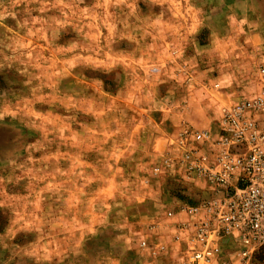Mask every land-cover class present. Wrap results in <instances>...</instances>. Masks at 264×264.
Listing matches in <instances>:
<instances>
[{
  "label": "rangeland",
  "instance_id": "1",
  "mask_svg": "<svg viewBox=\"0 0 264 264\" xmlns=\"http://www.w3.org/2000/svg\"><path fill=\"white\" fill-rule=\"evenodd\" d=\"M101 1L94 0L92 8L78 7L71 13L73 19L92 18L93 42L85 44L88 60L81 55L60 59L67 69L74 63L83 65L85 60L92 63L97 70L91 82L92 100L89 98L85 102L84 96L76 97V93L70 103L64 81L75 79L78 92L85 93L86 80L73 73L52 72L53 61L58 58H44L39 61L42 66L38 73L21 75L28 82L23 89L12 91L9 110L0 106L1 113L9 112L14 116L12 128L1 126L11 130L14 152L10 159H2L0 164V264H43V258L48 261L54 254L60 259H68L69 255L82 260V264H170V258L176 257L170 233L166 231L170 222L175 221V218L167 217L168 211L173 210L171 200H183L194 206L211 194L212 187L204 181L184 179L175 140L186 127L204 129L211 139L216 137L219 108L234 102L220 98L223 85L217 74L227 70L236 59L205 58L207 47L202 46L207 44L206 32L198 34L200 26L197 22L201 17L197 11H190L187 33H174L176 37L167 39L165 10L158 8L160 5L148 10V6L142 4L139 11L126 9L120 14V20H126L128 14L134 13L139 22L132 30L141 35L153 31L163 41L158 42L154 58H131L130 63L125 60L134 67L133 75L128 74L124 88L114 89L107 80L110 78H100V70L109 67L117 79L116 71L122 69L124 59L111 53L116 50L114 42H101L102 14L106 18L117 16L116 12L102 11ZM176 13L179 15V11ZM145 45L141 43L140 49ZM253 62V83L259 89L257 68L264 63L257 59ZM221 63L228 68L220 67ZM154 68H158V72L154 73ZM224 71L222 76L227 73ZM15 76L7 74L3 77L10 80ZM229 78L227 73V83ZM59 79L64 88L54 90V80L58 82ZM215 84L218 88L213 87ZM69 105L73 106L70 108ZM69 113L73 114L70 122ZM155 115L164 119L171 117L172 133L166 135V145L161 148L156 144L159 141L155 135H164L161 134L163 131L157 133L153 122ZM17 117L23 121L17 122ZM84 117L89 120L87 134L92 131L87 144L92 146L93 153L82 161L78 155L76 171H68L67 160L62 161L59 171V160L54 157L53 147L67 146L70 130L77 132L78 144L84 145ZM4 135L0 131V136L4 138ZM1 142L0 145L5 146V142ZM208 150L206 146L205 151ZM166 158L173 160L169 169L164 165ZM58 178H61L59 186L55 183L59 182ZM68 178L72 185L65 183ZM54 187H60L59 198L68 192L75 196L66 198L76 197L71 203L67 200L60 203L57 199L49 203L50 209L59 205L65 217L38 214L41 210L38 197L43 193L50 195ZM5 209L11 212L8 219ZM151 225L156 229L150 230ZM143 241L149 246L167 245L168 251L152 257L148 249L140 248ZM165 257L169 259L166 262Z\"/></svg>",
  "mask_w": 264,
  "mask_h": 264
},
{
  "label": "crops",
  "instance_id": "2",
  "mask_svg": "<svg viewBox=\"0 0 264 264\" xmlns=\"http://www.w3.org/2000/svg\"><path fill=\"white\" fill-rule=\"evenodd\" d=\"M93 2L94 0H0V106L4 105L3 107L6 110L8 109L12 91L23 89V85L28 82L21 75L38 73V68L42 66L39 61L44 58H58V60L53 61L52 72L59 74L64 72L73 73L74 75H81L86 80L84 85L85 93L78 92V88L75 87V79L64 81V87H68L67 95L70 103L76 93V97L84 96L85 102L89 98L92 100L90 92L92 91L91 82L97 70H94L92 63L88 64L86 62L89 54L86 52L87 46L85 44H92L93 42V22L91 17L73 19L71 13L78 7L85 10L90 9ZM101 4L102 11L107 10L108 13L112 11V13L116 12L117 14L113 18H106L102 14L101 42H114L113 46L116 50H112L111 53H116L118 57L124 59L122 69L116 71L117 79L112 73L114 71L109 70V67H101L100 78L103 79L105 76L110 78L111 81L106 79L109 83L111 82L114 89L124 88L125 86L123 85L127 84L128 81V74L133 75L134 67L128 64L131 58H154L158 51V42L163 41L162 37L153 31H150L149 34L141 35L132 30V28L134 29L138 26L136 22H139L134 13L128 14L126 20H120V14L124 13L126 9L133 8L139 11L141 10V5L144 4L148 6V10H154L159 5L158 8L165 10L163 16H165L166 20L167 33L165 37L167 39L176 37L178 32L181 35L187 33L190 24V11L195 10L199 13L201 18L197 22V25L200 26L198 34L206 32L207 44L202 46L207 47L205 58L236 59L229 68L225 67L223 63L220 65V67L228 68L222 71L229 73L230 76V82L227 83V73L223 76L222 71L217 74L218 78L221 77L223 85L220 91L222 100L236 102V100H240L237 98L242 95H251L257 92L258 85L253 83L252 62L253 59H257L258 62L264 63V0H102ZM178 11L179 15L176 13ZM174 33L176 35H173ZM143 42L146 45L140 49L139 46ZM77 55L85 57L86 60L83 65L74 63L68 69L61 65L60 59H71ZM243 59L248 60L243 61ZM125 60L128 62H125ZM48 72L51 71L48 70ZM7 74L12 75V77L13 75L16 76L14 79L9 80L7 77H3ZM117 81L118 83L115 85ZM62 83V79H59L58 82L54 80V90L57 87L60 90ZM58 105L60 106V103ZM69 106L71 108L73 105ZM61 117L59 113L58 120ZM72 117L73 114L69 113V122L73 120ZM85 117L83 120L86 127L84 145L78 144L80 141L78 138L80 137H78L77 132L75 134L70 130L68 132L69 144L67 146L59 144L53 147L54 157H58L59 160V171H61L63 166V160H67L65 164L69 168L68 171H76L78 155L79 160L82 161L88 158V154L93 153L92 146L87 144V138H89L88 141L92 138V131L90 130L89 134H87L89 130L87 129V121L89 120ZM170 118V116L165 119L163 117L158 118L157 115L153 118V122L157 126V133L164 132L161 133L164 135L163 137L155 135L157 141H159L156 144L158 146L161 145L160 148L166 145V140L164 139L166 135L172 133ZM16 119H18L17 122L23 121L18 117ZM13 120V114L9 115V112L6 114L0 111V131L5 133L4 138L0 136V144L2 143L1 141L5 142V146L0 145V164L3 161L2 159H10L14 152L13 143L10 141L12 132L9 129H5L6 127L12 128L10 124H12ZM8 123L9 126L6 125ZM3 125L6 127H1ZM83 154L84 158L82 157ZM73 158L74 160H72ZM60 179L58 178V183L55 182L56 185L61 184ZM55 180H57V177ZM65 183L72 185L71 178H68L67 181L65 179ZM59 188H55L50 195L43 193L39 196L40 198L38 197L41 203V210L38 214L43 213L45 215L44 213H46L47 216L54 218L66 216L62 214L59 205L50 209L49 203H54L56 199L60 203L66 200L71 203L76 201V197L66 198L72 195L75 196L73 193L68 192L63 198H59L61 195ZM171 201L172 211H176L181 204H185L183 200ZM45 204L47 207L44 206ZM10 214V210L5 209L6 219L9 218ZM73 215H75V211ZM70 216L71 208L68 209V217ZM173 218H175L174 222L186 219L180 215H176ZM174 222H170V227L165 228L170 233V239L173 233V226L175 225ZM179 247L173 246L176 257L170 258V262L177 260L178 250L182 248ZM67 257L68 259L66 257V259H60L54 254L48 258V261L43 258L42 263L62 264L67 262L69 264V262H72V264H82L83 262L69 255ZM167 260L169 259L165 257V262Z\"/></svg>",
  "mask_w": 264,
  "mask_h": 264
},
{
  "label": "built area",
  "instance_id": "3",
  "mask_svg": "<svg viewBox=\"0 0 264 264\" xmlns=\"http://www.w3.org/2000/svg\"><path fill=\"white\" fill-rule=\"evenodd\" d=\"M257 82L255 94L219 108L214 139L193 127L176 136L184 179L197 178L212 189L196 205L168 211L169 219L186 218L173 226L171 244L182 248L170 264H264V66L257 68ZM164 165L171 168L173 160ZM140 248L152 257L168 251L145 241Z\"/></svg>",
  "mask_w": 264,
  "mask_h": 264
},
{
  "label": "trees",
  "instance_id": "4",
  "mask_svg": "<svg viewBox=\"0 0 264 264\" xmlns=\"http://www.w3.org/2000/svg\"><path fill=\"white\" fill-rule=\"evenodd\" d=\"M259 260H262L261 258H259Z\"/></svg>",
  "mask_w": 264,
  "mask_h": 264
}]
</instances>
